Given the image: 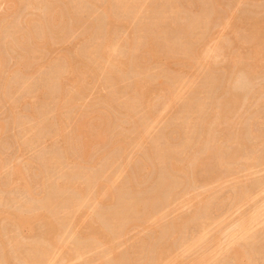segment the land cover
Masks as SVG:
<instances>
[{"label":"rangeland","instance_id":"1","mask_svg":"<svg viewBox=\"0 0 264 264\" xmlns=\"http://www.w3.org/2000/svg\"><path fill=\"white\" fill-rule=\"evenodd\" d=\"M263 30L264 0H0V264H264Z\"/></svg>","mask_w":264,"mask_h":264},{"label":"bare ground","instance_id":"2","mask_svg":"<svg viewBox=\"0 0 264 264\" xmlns=\"http://www.w3.org/2000/svg\"><path fill=\"white\" fill-rule=\"evenodd\" d=\"M57 1V0H56ZM220 2H222V1H220ZM76 4V3H75ZM196 4V3H195ZM207 4V3H206ZM218 4V3H217ZM80 5V4H79ZM84 6V5H83ZM135 6V5H134ZM87 7V6H86ZM133 7V6H132ZM189 7V6H188ZM194 7V6H193ZM236 7V6H235ZM124 8V7H123ZM122 8V9H123ZM131 8V7H130ZM142 8V7H141ZM190 8V7H189ZM158 9V8H157ZM203 9V8H202ZM124 10H125V8H124ZM132 10V9H131ZM129 11V10H128ZM165 11V10H164ZM207 11V10H206ZM151 12V11H150ZM189 13V12H188ZM201 13V12H200ZM90 14V13H89ZM150 14V13H149ZM172 14V13H171ZM183 14V13H182ZM243 14V13H242ZM247 14V13H246ZM124 15V14H123ZM155 16V15H154ZM178 16V15H177ZM168 17V16H167ZM188 17H189V15H188ZM76 18V17H75ZM132 19V18H131ZM149 19V18H148ZM200 19V18H199ZM153 20V19H152ZM182 20V19H181ZM221 20V19H220ZM234 20V19H233ZM33 21V20H32ZM246 21V20H245ZM70 22H71V20H70ZM198 22H199V20H198ZM74 23V22H73ZM107 23V22H106ZM168 23V22H167ZM219 23V22H218ZM108 24V23H107ZM141 24V23H140ZM144 24V23H143ZM222 24V23H221ZM60 25V24H59ZM245 25V24H244ZM168 26V25H167ZM192 26V25H191ZM219 26V25H218ZM263 26V25H262ZM115 27V26H114ZM154 26H152V28H153ZM172 27V26H171ZM253 27V26H252ZM124 28V27H123ZM165 28V27H164ZM207 28V27H206ZM45 29V28H44ZM101 29V28H100ZM112 29V28H111ZM150 29V28H149ZM157 29V28H156ZM176 29V28H175ZM196 29V28H195ZM260 29H261V26H260ZM25 30V29H24ZM151 30V29H150ZM170 30V29H169ZM172 30V29H171ZM255 30V29H254ZM136 31V30H135ZM158 31V30H157ZM191 31V30H190ZM203 31V30H202ZM243 31V30H242ZM264 31V30H263ZM114 32V31H113ZM152 32V31H151ZM166 32H168V31H166ZM165 31H164V33H166ZM186 32V31H185ZM189 32V31H188ZM12 33V32H11ZM25 33V32H24ZM109 33V32H108ZM119 33V32H118ZM156 33V32H155ZM88 34V33H87ZM90 34V33H89ZM110 34V33H109ZM116 34V33H115ZM194 34V33H193ZM250 34V33H249ZM256 34V33H255ZM263 34V33H262ZM154 35V34H153ZM158 35V34H157ZM211 35V34H210ZM89 36V35H88ZM163 36V35H162ZM191 36V35H190ZM259 36V35H258ZM82 37V36H81ZM152 37V36H151ZM169 37V36H168ZM192 37V36H191ZM111 38V37H110ZM190 38V37H189ZM252 38H254V37H252ZM256 38V37H255ZM185 39V38H184ZM241 39V38H240ZM249 39V38H248ZM156 40H157V38H156ZM169 40V39H168ZM204 40V39H203ZM255 40V39H254ZM263 40V39H262ZM111 41V40H110ZM260 41V40H259ZM32 42V41H31ZM97 42V41H96ZM230 42V41H229ZM257 42V41H256ZM190 44V43H189ZM255 45V44H254ZM88 46V45H87ZM92 46H94V45H92ZM120 46H121V44H120ZM191 46V45H190ZM215 46V45H214ZM107 47V46H106ZM106 47H105V50H106ZM114 47V46H113ZM119 47V46H118ZM167 47V46H166ZM178 47V46H177ZM199 47V46H198ZM19 48V47H18ZM86 48V47H85ZM116 48V47H115ZM139 48V47H138ZM215 48V47H214ZM103 49H104V47H103ZM108 49V48H107ZM148 49H150V47L148 48ZM188 49V48H187ZM220 48H216V50L218 51ZM222 49V48H221ZM93 50V49H92ZM182 50V49H181ZM181 50H179V51H181ZM190 50V49H189ZM224 50V49H223ZM46 51V50H45ZM84 51V50H83ZM120 51V50H119ZM106 51H104V53H105ZM111 52V51H110ZM114 52V51H113ZM168 52V51H167ZM177 52V51H176ZM184 52V51H183ZM216 52V51H215ZM67 53V52H66ZM94 53V52H93ZM103 53V54H104ZM139 53V52H138ZM153 53V52H152ZM154 53H155V51H154ZM178 53V52H177ZM188 53V52H187ZM218 53H219V51H218ZM218 53H217V55H218ZM70 54V53H69ZM96 54H98V53H95V55ZM101 54V53H100ZM99 54V55H100ZM113 54V53H112ZM116 54V53H115ZM121 53H119V55H120ZM94 55V54H93ZM99 55H97L98 57H99ZM136 55V54H135ZM181 55H182V53H181ZM216 55V56H217ZM106 56H108V54L106 55ZM131 56V55H130ZM198 56H199V54H198ZM22 58H23V56H22ZM89 58H91L90 56H89ZM97 58V57H96ZM188 58H189V56H188ZM212 58V57H211ZM108 59V58H107ZM116 59V58H115ZM103 60V59H102ZM101 61V60H100ZM121 61V60H120ZM135 61V60H134ZM137 61V60H136ZM95 62H96V60H95ZM108 62V61H107ZM83 64V63H82ZM101 64H103V63H101ZM118 64V63H117ZM123 64V63H122ZM121 64V65H122ZM125 65V64H124ZM138 65V64H137ZM147 65V64H146ZM218 65V64H217ZM8 66V65H7ZM118 66V65H117ZM64 67V66H63ZM129 67H130V65H129ZM135 67H137V66H135ZM217 67V66H216ZM123 68V67H122ZM147 68V67H146ZM218 68V67H217ZM223 68H225V67H223ZM33 69V68H32ZM111 69V68H110ZM194 69V68H193ZM113 70V69H112ZM116 70V69H115ZM142 70V69H141ZM150 70V69H149ZM242 70H243V68H242ZM97 71V70H96ZM241 71V70H240ZM170 73V72H169ZM230 73V72H229ZM26 74V73H25ZM96 74V73H95ZM173 74V73H172ZM176 74V73H175ZM202 74V73H201ZM233 74V73H232ZM22 75V74H21ZM143 76V75H142ZM149 77V76H148ZM151 77V76H150ZM195 78V77H194ZM115 80V79H114ZM154 80V79H153ZM184 80V79H183ZM182 83V82H181ZM210 84V83H209ZM65 85H66V83H65ZM83 85V84H82ZM128 86V85H127ZM182 86V85H181ZM75 87V86H74ZM10 88V87H9ZM8 88V89H9ZM10 89H12V88H10ZM132 91V90H131ZM122 92V91H121ZM126 93V92H125ZM124 93V94H125ZM145 93V92H144ZM75 95V94H74ZM145 96V95H144ZM63 97V96H62ZM117 97V96H116ZM177 97V96H176ZM199 97V96H198ZM205 98V97H204ZM230 98V97H229ZM235 98V97H234ZM64 99V98H63ZM119 99V98H118ZM132 99V98H131ZM209 99V98H208ZM207 99V100H208ZM261 99H262V97H261ZM251 100V99H250ZM73 101V100H72ZM111 101V100H110ZM123 101V100H122ZM195 101V100H194ZM228 102V101H227ZM246 102V101H245ZM163 103V102H162ZM164 104V103H163ZM59 105V104H58ZM182 105V104H181ZM185 105V104H184ZM156 107V106H155ZM160 107V106H159ZM190 107H192V106H190ZM220 107V106H219ZM117 108H118V106H117ZM252 108V107H251ZM115 109V108H114ZM173 109V108H172ZM193 109V108H192ZM259 109H261V108H259ZM136 110V109H135ZM212 110V109H211ZM113 111V110H112ZM223 111V110H222ZM254 112H255V110H253ZM260 111V110H259ZM44 112V111H43ZM56 112V111H55ZM93 112H95V111H93ZM92 112V113H93ZM159 112V111H158ZM218 112H219V110H218ZM35 113V112H34ZM230 114V113H229ZM250 114V113H249ZM147 115V114H146ZM126 116V115H125ZM186 116V115H185ZM236 116H237V114H236ZM235 116V117H236ZM251 116V115H250ZM102 117V116H101ZM112 117V116H111ZM183 117V116H182ZM261 117V116H260ZM29 118V117H28ZM143 118V117H142ZM147 118V117H146ZM52 119V118H51ZM105 119V118H104ZM226 119V118H225ZM234 119V118H233ZM244 119V118H243ZM30 120H31V118H30ZM70 120V119H69ZM258 121V120H257ZM40 122V121H39ZM215 122V121H214ZM96 123V122H95ZM111 123V122H110ZM65 124V123H64ZM105 124V123H104ZM182 124V123H181ZM180 124V125H181ZM203 124V123H202ZM230 124V123H229ZM244 124V123H243ZM54 125V124H53ZM96 125V124H95ZM113 125H114V123H113ZM137 125V124H136ZM222 125V124H221ZM238 125V124H237ZM252 125V124H251ZM89 126V125H88ZM109 126V125H108ZM203 126V125H202ZM100 127V126H99ZM98 127V128H99ZM37 128V127H36ZM210 128V127H209ZM53 129V128H52ZM115 129V128H114ZM132 131V130H131ZM216 131V130H215ZM235 131V130H234ZM41 133V132H40ZM204 133V132H203ZM194 134V133H193ZM219 134V133H218ZM245 134V133H244ZM226 135V134H225ZM242 135V134H241ZM80 136V135H79ZM78 136V137H79ZM218 136V135H217ZM232 136V135H231ZM82 137V136H81ZM128 137V136H127ZM188 137V136H187ZM241 137H246V136H241ZM3 138V137H2ZM189 138V137H188ZM259 138V137H258ZM195 139V138H194ZM234 139V138H233ZM236 139V138H235ZM246 139V138H245ZM255 139V138H254ZM216 140V139H215ZM239 140V139H238ZM202 142V141H201ZM257 142V141H256ZM254 143V142H253ZM181 144V143H180ZM242 144V143H241ZM100 145V144H99ZM216 145V144H215ZM213 146V145H212ZM153 147V146H152ZM201 147H202V145H201ZM144 149V148H143ZM187 149V148H186ZM228 149V148H227ZM81 150V149H80ZM214 150V149H213ZM235 150V149H234ZM251 150V149H250ZM205 151V150H204ZM239 151H241V150H239ZM158 152V151H157ZM214 152V151H213ZM225 152V151H224ZM234 152V151H233ZM165 153V152H164ZM203 153V152H202ZM236 153V152H235ZM240 153V152H239ZM249 153V152H248ZM230 154H232V153H230ZM215 155H216V153H215ZM225 155V154H224ZM250 155V154H249ZM256 155V154H255ZM91 156V155H90ZM90 156H89V158H90ZM229 156V155H228ZM240 156V155H239ZM157 157V156H156ZM206 157V156H205ZM208 157V156H207ZM210 157V156H209ZM233 157V156H232ZM219 158V157H218ZM231 158V157H230ZM240 158V157H239ZM156 159V158H155ZM207 159H209V158H206V160ZM214 159H216V158H214L213 157V160ZM118 160V159H117ZM148 160V159H147ZM163 160V159H162ZM169 160V159H168ZM206 160H204V161H206ZM95 161V160H94ZM145 161V160H144ZM153 161V160H152ZM155 161V160H154ZM158 161V160H157ZM210 161H212V160H210ZM233 161V160H232ZM243 161V160H242ZM88 162V161H87ZM207 162V161H206ZM214 162V161H213ZM216 162V161H215ZM218 162V161H217ZM202 163V162H201ZM226 163V162H225ZM231 163V162H230ZM92 164V163H91ZM142 163H140V165H141ZM155 164V163H154ZM161 164V163H160ZM210 164H213V163H210ZM233 164V163H232ZM191 165V164H190ZM201 165V164H200ZM206 165V164H205ZM204 165V166H205ZM215 166H217L216 164H214ZM213 165V166H214ZM203 166V165H202ZM245 167V166H244ZM196 168V167H195ZM198 168V167H197ZM204 168V167H203ZM207 168V167H206ZM211 168V167H210ZM213 168V167H212ZM86 169V168H85ZM231 169V168H230ZM90 170V169H89ZM139 170V169H138ZM214 170V169H213ZM104 171V170H103ZM238 171V170H237ZM122 173V172H121ZM198 173V172H197ZM136 174V173H135ZM196 175V174H195ZM173 177V176H172ZM83 178V177H82ZM132 178V177H131ZM201 178H203V177H201ZM126 179V178H125ZM136 179V178H135ZM170 179V178H169ZM208 179V178H207ZM46 181V180H45ZM212 181V180H211ZM166 182V181H165ZM107 183V182H106ZM136 184V183H135ZM130 185V184H129ZM127 186V185H126ZM1 187V186H0ZM122 189H124V188H122ZM159 189V188H158ZM257 189V188H256ZM80 190V189H79ZM82 190V189H81ZM103 190V189H102ZM238 190V189H237ZM93 191V190H92ZM159 192V191H158ZM65 193H67V192H65ZM90 193V192H89ZM71 194V193H70ZM151 195V194H150ZM176 196V195H175ZM240 196V195H239ZM95 198V197H94ZM140 198V197H139ZM146 198V197H145ZM244 198V197H243ZM106 199H104V201H105ZM174 201V200H173ZM148 202H149V200H148ZM82 203V202H81ZM137 203V202H136ZM41 204V203H40ZM66 205H67V202H66ZM132 205V204H131ZM134 206V205H133ZM148 206V205H147ZM103 207V206H102ZM145 208V207H144ZM28 209V208H27ZM72 209V208H71ZM77 209V208H76ZM35 210V209H34ZM117 210V209H116ZM123 210V209H122ZM126 210V209H125ZM130 210V209H129ZM144 210V209H143ZM145 210H146V208H145ZM264 211V210H263ZM31 212V211H30ZM103 212V211H102ZM106 212V211H105ZM146 212V211H145ZM260 213V212H259ZM108 214V213H107ZM126 214V213H125ZM141 214V213H140ZM148 214V213H147ZM103 215V214H102ZM114 215V214H113ZM133 215V214H132ZM117 216H118V214H117ZM146 216V215H145ZM119 217V216H118ZM196 217V216H195ZM96 218H97V216H96ZM112 218V217H111ZM120 219H121V217H119ZM123 218H124V216H123ZM122 218V219H123ZM136 218V217H135ZM253 219H254V217H252ZM256 218V217H255ZM115 219V218H114ZM121 219V220H122ZM124 219H126V218H124ZM133 219V218H132ZM205 219V218H204ZM210 219V218H209ZM252 219V220H253ZM120 220V221H121ZM196 220V219H195ZM111 221V220H110ZM247 221H249V220H247ZM255 221V220H254ZM119 222V221H118ZM244 222V221H243ZM128 223V222H127ZM137 223V222H136ZM247 223V222H246ZM251 223H253V221L251 222ZM116 224V223H115ZM114 224V225H115ZM199 224V223H198ZM249 224V223H248ZM12 225V224H11ZM181 225V224H180ZM247 225V224H246ZM245 223H243L242 225H241V230L243 229V230H245ZM108 226V225H107ZM110 226V225H109ZM195 227V226H194ZM248 227V226H247ZM251 227V226H250ZM8 228V227H7ZM133 228V227H132ZM131 228V229H132ZM64 229V228H63ZM117 229V228H116ZM182 229V228H181ZM133 230V229H132ZM238 230V229H237ZM247 230H249V229H247ZM110 232V231H109ZM121 232V231H120ZM98 235V234H97ZM233 239V238H232ZM1 240V239H0ZM43 240V239H42ZM38 241H39V239H38ZM59 241V240H58ZM253 242V241H252ZM1 243V242H0ZM257 243V242H256ZM79 244V243H78ZM146 244V243H145ZM8 245V244H7ZM51 245V244H50ZM250 245V244H249ZM42 246V245H41ZM246 247V246H245ZM40 248V247H39ZM250 248V247H249ZM257 249H258V247H256ZM18 249V248H17ZM45 249V248H44ZM92 249V248H91ZM247 249V248H246ZM260 250H262V249H260ZM36 251V250H35ZM41 251V250H40ZM13 252V251H12ZM16 252V251H15ZM29 252V251H28ZM42 252V251H41ZM48 252V251H47ZM260 252V251H259ZM160 253V252H159ZM250 253V252H249ZM263 253V252H262ZM47 254V253H46ZM44 256V255H43ZM251 259V258H250ZM8 260V259H7ZM36 260V259H35ZM35 260H33V261H35ZM38 260V259H37ZM261 261H262V259H261ZM42 262V261H41ZM11 264V263H10Z\"/></svg>","mask_w":264,"mask_h":264}]
</instances>
